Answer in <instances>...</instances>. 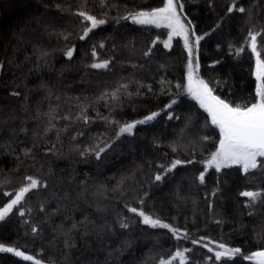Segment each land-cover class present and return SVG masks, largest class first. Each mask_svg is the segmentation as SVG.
Masks as SVG:
<instances>
[{"label": "trees", "instance_id": "obj_1", "mask_svg": "<svg viewBox=\"0 0 264 264\" xmlns=\"http://www.w3.org/2000/svg\"><path fill=\"white\" fill-rule=\"evenodd\" d=\"M164 3L0 0V207L27 177L40 181L0 222V244L41 264H160L176 251L185 264H255L245 256L264 250V158L248 173L236 165L205 172L220 134L185 91L184 41L165 47L166 28L125 19ZM179 3L203 37L200 78L226 102H255L249 32L264 34V0ZM81 11L106 21L85 39L91 24ZM257 47L264 53L261 36ZM105 60L107 68L91 66ZM152 112L156 119L117 139L120 127ZM103 142L113 147L97 160L87 149ZM176 159L183 163L168 171ZM244 191L260 195L253 201ZM132 207L180 231L146 225ZM220 243L242 251L216 260L208 247ZM0 264L33 262L0 253Z\"/></svg>", "mask_w": 264, "mask_h": 264}, {"label": "snow or ice", "instance_id": "obj_2", "mask_svg": "<svg viewBox=\"0 0 264 264\" xmlns=\"http://www.w3.org/2000/svg\"><path fill=\"white\" fill-rule=\"evenodd\" d=\"M235 4L228 8L229 12L235 9ZM179 8V12H178ZM184 5L178 3V0H165L163 7L155 8L151 11H139L135 14H130L133 23L140 25H153L157 28H166L168 32V38L164 42L165 47H169L173 37H182L184 41V47L188 53L187 60V84L184 86L186 91L195 99L199 106L207 112L211 119V123L219 129L220 139L219 144L215 152L211 154L210 159L207 161L208 167H215L217 171L224 167H230L232 165H240L245 173H248L250 169H256L258 167V158H264V53L258 50L257 37L261 36L264 40V34L249 32L250 37V48L251 52L255 56V79L257 86L255 90V102L250 104L234 105L233 103L226 102V98H221L218 95H214V89L209 87L203 79L197 76L199 70V60L194 56V47H198L200 41L203 39L202 36H194V30L190 32L188 26L185 25L181 19L180 12L183 11ZM240 12H244V8L238 9ZM79 15L86 21L90 22L91 27L84 30L83 35L80 39H85L89 33L95 29L98 25L104 24L106 21L103 19H97L93 15H89L86 12L81 11ZM191 22H189L190 24ZM103 45H101L102 47ZM238 52L244 51V49H237ZM147 54V53H146ZM68 58H72L73 50L69 49L66 52ZM93 56H96V52L93 51ZM109 61L105 60L102 63H94L91 66L93 68H107ZM126 87V86H124ZM177 88L181 85L177 84ZM12 95H19V93L13 92ZM115 98L116 94H112ZM175 103V101H173ZM171 105H167L170 107ZM159 115L158 112H152L150 115L144 117V119L136 121L135 123H127L119 128L116 133L117 139L120 135L125 133L132 134L133 129L137 124H145L150 122ZM207 139V137H205ZM113 144L111 142H103L98 144L95 148H89L87 151L94 152L97 160L102 158V154L106 153L107 150L111 149ZM176 149L173 148V151ZM191 163V161H188ZM183 163L180 159H176L172 162L171 168L168 171L176 168L178 165ZM260 166L264 167V161H260ZM162 177L160 175L155 176L156 181H160ZM200 181L203 182L205 176L203 172L199 177ZM29 183L27 186H22L18 192L14 194V198L10 199V202L0 207V222L4 221L6 217L12 213L14 207L21 204L25 199L26 194L33 189H36L40 185V181L29 176L27 177ZM6 195L12 196L11 193ZM242 196L248 197L251 200H256L260 193L253 191H244L241 193ZM130 212L136 213L142 218V222L146 225H150L153 228L161 227L169 229L174 235L180 230L173 228L167 223H163L160 219H153L145 211H138L137 208L132 207L129 209ZM23 216L24 212H20ZM121 227H128L127 224L122 223ZM37 229L33 228V232ZM187 234H185L186 236ZM206 239L201 237L200 240ZM209 243L213 241L209 240ZM193 244H198L199 241L192 240ZM207 247V245H204ZM220 251H215V259L220 260L222 257H232L241 253L239 247H226L225 244L220 243L217 245ZM187 251V250H185ZM209 252H212V248H208ZM0 253H13L17 257L23 258L25 261H31L33 264H41L40 259H35L32 255H26L24 251L17 250L13 247H5L0 244ZM179 258L180 264H185V253L182 251H176L172 256L171 260H161L160 264H172L173 260ZM245 259L249 261H255V264H264V250L254 251L251 255L245 256Z\"/></svg>", "mask_w": 264, "mask_h": 264}, {"label": "rangeland", "instance_id": "obj_3", "mask_svg": "<svg viewBox=\"0 0 264 264\" xmlns=\"http://www.w3.org/2000/svg\"><path fill=\"white\" fill-rule=\"evenodd\" d=\"M178 3H179V0H178ZM178 12H179V8H178ZM180 15H181V19L184 21V23H185V25L186 26H188L187 25V23H186V21H185V19L183 18V16H182V14H181V12H180ZM190 29V28H189ZM168 31H170L169 29H167ZM190 32H191V30H190ZM182 40H183V38L182 37H180ZM192 38V40H194L195 39V37L194 36H192L191 37ZM194 56L196 57V52H195V47H194ZM197 74V76L200 78V76H199V73L197 72L196 73ZM201 79V78H200ZM187 84V69H186V76H185V85ZM185 91H186V89H185ZM187 92V91H186ZM188 93V92H187ZM188 95L193 99V97L188 93ZM194 101H196L195 99H193ZM197 102V101H196ZM198 103V102H197ZM199 104V103H198ZM207 113V112H206ZM236 166H240V165H236ZM241 167V166H240ZM211 168H215V167H208L207 166V162L205 163V172L206 171H208L209 169H211ZM242 168V167H241ZM208 248H212L213 249V252L215 253V251H220V249L217 247V245H209V247ZM230 248V247H229ZM13 254V253H12ZM27 255V254H26ZM251 255V254H250ZM21 258V257H20ZM223 258V257H222ZM255 262V261H254Z\"/></svg>", "mask_w": 264, "mask_h": 264}, {"label": "water", "instance_id": "obj_4", "mask_svg": "<svg viewBox=\"0 0 264 264\" xmlns=\"http://www.w3.org/2000/svg\"><path fill=\"white\" fill-rule=\"evenodd\" d=\"M208 115V114H207ZM209 117V116H208ZM209 119H210V117H209ZM210 122H211V119H210ZM213 125V124H212ZM214 127H216L215 125H213ZM216 129L219 131V129L216 127Z\"/></svg>", "mask_w": 264, "mask_h": 264}]
</instances>
